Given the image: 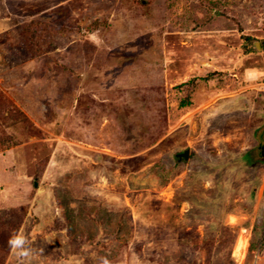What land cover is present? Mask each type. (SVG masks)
Segmentation results:
<instances>
[{"label":"rangeland","instance_id":"rangeland-1","mask_svg":"<svg viewBox=\"0 0 264 264\" xmlns=\"http://www.w3.org/2000/svg\"><path fill=\"white\" fill-rule=\"evenodd\" d=\"M259 40L264 0H0L3 264H264Z\"/></svg>","mask_w":264,"mask_h":264},{"label":"trees","instance_id":"trees-1","mask_svg":"<svg viewBox=\"0 0 264 264\" xmlns=\"http://www.w3.org/2000/svg\"><path fill=\"white\" fill-rule=\"evenodd\" d=\"M140 3L142 4V2ZM43 26L48 27L49 25L34 20L27 22L21 30L24 41L31 44L34 42L35 47H38L37 40L35 41L34 39L37 34L36 27ZM48 28H50V26ZM242 37L244 39L243 55L246 56L255 52L251 44L252 37L245 35ZM259 42L262 48H264V40H259ZM197 84V78H191L187 82L176 86V92L180 96L179 107L184 108L192 104V96L196 91ZM22 213H25V209L22 210ZM16 229L17 226L12 221H2L0 219V264L4 263L7 253L13 244L14 240L12 232Z\"/></svg>","mask_w":264,"mask_h":264},{"label":"bare ground","instance_id":"bare-ground-1","mask_svg":"<svg viewBox=\"0 0 264 264\" xmlns=\"http://www.w3.org/2000/svg\"><path fill=\"white\" fill-rule=\"evenodd\" d=\"M246 248H247V241L245 240V241L240 242L238 250L240 251V256L242 258L244 257Z\"/></svg>","mask_w":264,"mask_h":264},{"label":"water","instance_id":"water-1","mask_svg":"<svg viewBox=\"0 0 264 264\" xmlns=\"http://www.w3.org/2000/svg\"><path fill=\"white\" fill-rule=\"evenodd\" d=\"M257 48H259L258 45H257ZM262 140L264 141V132L262 133ZM179 158L187 159L188 158V151H186L183 154L179 155Z\"/></svg>","mask_w":264,"mask_h":264}]
</instances>
